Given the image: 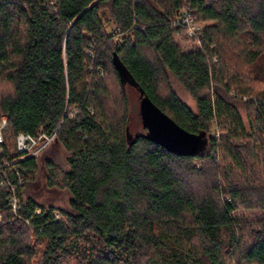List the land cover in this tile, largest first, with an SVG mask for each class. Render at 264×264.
<instances>
[{
    "label": "trees",
    "instance_id": "16d2710c",
    "mask_svg": "<svg viewBox=\"0 0 264 264\" xmlns=\"http://www.w3.org/2000/svg\"><path fill=\"white\" fill-rule=\"evenodd\" d=\"M127 88L198 136L191 154L132 135ZM2 116L0 264H264V0H0ZM20 132L55 137L21 159ZM55 143L66 168L47 158L39 187Z\"/></svg>",
    "mask_w": 264,
    "mask_h": 264
},
{
    "label": "rangeland",
    "instance_id": "374dc122",
    "mask_svg": "<svg viewBox=\"0 0 264 264\" xmlns=\"http://www.w3.org/2000/svg\"><path fill=\"white\" fill-rule=\"evenodd\" d=\"M193 27H197L198 30L195 32V34L189 35L187 32L188 29L186 28L183 35L184 37H187L188 40L183 43L184 48H191L195 45H199V31L202 30L203 23L197 24L192 19ZM171 88L176 93V95L192 110H195V102L193 98L190 96V94L185 90V88L172 76H169ZM127 95L129 100V130L132 133V135L140 134L143 132L142 127V121L139 113V92L133 88H127ZM241 113L244 116V112L241 108ZM3 119H6L4 116L0 117V123ZM215 131H212V134H214ZM217 136L225 135V133L220 132L217 130L215 133ZM14 146H15V140H14ZM66 151L64 148L58 144L55 143L54 145L50 146L48 150L38 159L39 161V172L36 176V183L39 187H44L46 184V170H45V163L44 161L48 158L52 160L55 164L59 165L60 167L66 168L65 158H66ZM67 198V194L64 191H57V190H47L46 188L42 189L39 195L37 196L38 201L44 202V203H51L55 206H63L65 205ZM245 217L247 219H251L255 216V213H251V211L244 212ZM235 217H241L242 214L240 211H236ZM56 218L58 219V216L56 215Z\"/></svg>",
    "mask_w": 264,
    "mask_h": 264
},
{
    "label": "water",
    "instance_id": "95a60500",
    "mask_svg": "<svg viewBox=\"0 0 264 264\" xmlns=\"http://www.w3.org/2000/svg\"><path fill=\"white\" fill-rule=\"evenodd\" d=\"M139 113L147 136L168 152L188 155L197 147L198 136L176 124L141 91H139Z\"/></svg>",
    "mask_w": 264,
    "mask_h": 264
},
{
    "label": "built area",
    "instance_id": "2783aa9c",
    "mask_svg": "<svg viewBox=\"0 0 264 264\" xmlns=\"http://www.w3.org/2000/svg\"><path fill=\"white\" fill-rule=\"evenodd\" d=\"M213 1V0H212ZM180 21L186 26L188 29L189 35L195 34L197 32L198 28L193 27V21L189 15L188 12L184 11V14L182 15ZM176 22L172 23L173 26H175ZM6 125V119H3L0 123V145L4 141L3 137V128ZM55 137V132L51 134L50 136L45 135L43 133H39L37 136H32L30 134L26 133H17L15 136V149L18 154L21 155V159L28 158L31 156H34L38 154L41 150H43L45 147H47ZM1 150V148H0ZM10 163H8L5 160L1 161V166H8ZM21 183V180L19 179L18 184ZM15 186H11V191L13 192L11 198H10V209L12 213L18 218L17 211L19 210V203L16 199V196L14 195ZM57 220V218H56Z\"/></svg>",
    "mask_w": 264,
    "mask_h": 264
}]
</instances>
